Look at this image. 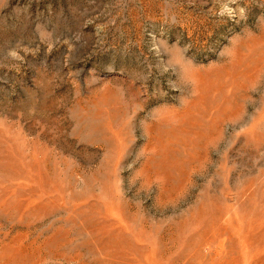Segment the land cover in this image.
<instances>
[{
    "label": "rangeland",
    "instance_id": "374dc122",
    "mask_svg": "<svg viewBox=\"0 0 264 264\" xmlns=\"http://www.w3.org/2000/svg\"><path fill=\"white\" fill-rule=\"evenodd\" d=\"M0 264H264V0H0Z\"/></svg>",
    "mask_w": 264,
    "mask_h": 264
}]
</instances>
